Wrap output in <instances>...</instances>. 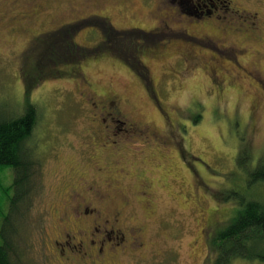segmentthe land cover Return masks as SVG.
I'll return each mask as SVG.
<instances>
[{"label": "rangeland", "instance_id": "374dc122", "mask_svg": "<svg viewBox=\"0 0 264 264\" xmlns=\"http://www.w3.org/2000/svg\"><path fill=\"white\" fill-rule=\"evenodd\" d=\"M210 1L200 3L211 6ZM179 2L194 8L190 0ZM246 7L264 11V0L246 1ZM160 13L155 0H0V120L22 115L27 100L39 112L32 141L42 164L27 203L16 201L14 168L0 164V245L12 243L20 264H65L53 243L59 232L54 208L70 185L80 183L72 176H86L95 166L99 136L91 132L90 118L110 117L104 104L84 102L76 85L89 89L82 71L91 88L124 95V112H133V118L159 127L161 137L178 143L165 148L141 124L140 132L129 123L116 131L112 119L104 125L109 144L117 139L152 158L169 159L159 169H148L155 186L151 209L137 198L136 167L129 164L132 178L121 183L114 200L123 205L124 198L131 199L124 226H144V246L135 243L109 264H210L217 252L210 257L215 239L236 220L243 203L264 202V177L257 175L264 171L262 84L238 71L236 61L189 35H200L195 29L227 12L218 9L202 19L182 13L169 27L158 21ZM78 22L85 23L68 32L79 50L89 54L74 62L47 61L46 54L53 49L55 57L65 43L64 34L56 33ZM156 26L155 38L144 34ZM108 34L115 37L110 42ZM240 55L239 61L252 68ZM26 71L34 82L28 96ZM146 134L150 139L142 137ZM134 160L137 154L132 153L129 162ZM66 264L92 263L76 258ZM232 264L264 262L236 257Z\"/></svg>", "mask_w": 264, "mask_h": 264}, {"label": "flooded vegetation", "instance_id": "af4514ba", "mask_svg": "<svg viewBox=\"0 0 264 264\" xmlns=\"http://www.w3.org/2000/svg\"><path fill=\"white\" fill-rule=\"evenodd\" d=\"M190 1L194 7L192 9L182 6L179 0H155L157 11H161L158 21L164 22L169 27L172 21H177V17L180 19L182 13L202 19L212 16L218 9L227 12L228 14L218 15L214 20H207L209 22H206L205 25H198L199 27L195 31H199L200 35L186 33L194 41L219 53H224L227 58L236 61L238 71L244 70L250 75H254V78L262 84L261 89L263 91L261 92L264 96V72L262 71L264 66V11L246 7V1L251 0H211V6L207 4L202 6L201 0ZM103 18L109 20L105 16ZM221 20L227 21L228 25L218 26V21ZM159 28L156 26L146 29L144 34L151 35L150 38L152 36L155 38L154 34ZM188 29L190 28L186 27L185 31ZM246 42L250 44L243 46ZM239 53L242 56V61L249 63L252 68L241 63V59L239 61ZM246 56L247 61L244 58ZM191 57L195 58V55ZM145 68L149 72L147 65ZM238 71L236 74H239ZM86 76L82 71V83L89 89L84 90L78 81V84L76 83L77 90L85 98L84 102L95 107L99 106L100 103L104 104L110 110L107 113L110 117L103 115L90 118L91 132L99 136V141L95 142V166L86 176L78 174L72 176L76 180L79 178L80 183L70 185L62 203L54 208L53 214L56 217L59 232L54 235L53 243L58 249L59 261L65 264L75 261L76 258H83L92 264H109L112 258L120 253H126L135 243L140 247L144 246V241L140 242L144 226L133 225L128 229L124 226L125 212L131 203V199L129 197L124 198L123 205H118L114 200L115 195L121 191V183L132 176L129 164L136 167L134 173L136 172L135 180L138 183L135 188L137 198L147 209H151L155 186L152 173L148 169L152 166L159 169L165 166L169 159L166 161L164 157L162 159L152 158L138 145H136L137 148H133L130 144H120L117 139L113 141V145L109 144L104 125L107 126L108 120L112 119L116 131L129 123L132 129H138L140 132L139 125L141 124L152 134L150 137H154V140L160 145L163 144L165 148L176 141L161 137L159 127L142 120H136L133 118V112H124L122 104L124 95L111 88H108L110 90H106V88L104 92H98L91 88L92 84ZM87 95H91V97L86 98ZM115 130L114 132H116ZM147 136L149 134L142 137L150 139ZM147 141L149 142V140ZM115 145L117 146L115 147ZM182 151L180 150V152ZM132 153L137 154V160L130 163ZM129 235L132 236L131 239Z\"/></svg>", "mask_w": 264, "mask_h": 264}, {"label": "trees", "instance_id": "16d2710c", "mask_svg": "<svg viewBox=\"0 0 264 264\" xmlns=\"http://www.w3.org/2000/svg\"><path fill=\"white\" fill-rule=\"evenodd\" d=\"M84 23L66 25L56 33L64 34L61 37L63 38L61 42L65 43H61L63 44L61 48L54 51L55 57L52 54L53 49H51V52L46 54L47 61L53 64L54 58H57V63L62 61L74 62V60H80L89 54L79 50V46L72 41V36L68 32L71 27L79 28ZM105 29L109 31V28ZM113 38L115 37L111 34L107 35L108 42ZM118 53H121L120 49H118ZM28 74L29 72L25 74V78L28 77ZM31 78L32 76L26 78L27 96L34 84ZM200 116L195 120L198 121ZM38 119L37 106L27 100L22 115L0 120V164L11 166L15 170L16 178L13 185L19 192L16 198L17 203L28 202L34 187L32 178L42 164L40 158H36L35 142L33 144L32 141ZM258 174L264 177V171ZM211 249L210 257L216 250L217 252L212 257L210 264H232L236 257L259 259L264 262V202L249 199L243 203V208L240 209V214L236 220L228 228L221 231ZM15 255L17 254L12 243L6 242L0 245V264H20Z\"/></svg>", "mask_w": 264, "mask_h": 264}]
</instances>
